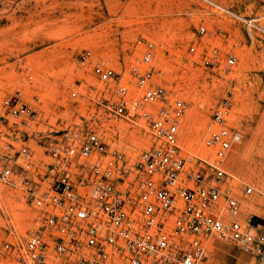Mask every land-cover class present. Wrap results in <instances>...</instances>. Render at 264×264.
Here are the masks:
<instances>
[{"label": "built area", "instance_id": "built-area-1", "mask_svg": "<svg viewBox=\"0 0 264 264\" xmlns=\"http://www.w3.org/2000/svg\"><path fill=\"white\" fill-rule=\"evenodd\" d=\"M195 1L249 38L264 39L261 18L212 0ZM205 34L200 26L198 37ZM189 52L195 53V46ZM203 58L215 71L235 66L233 56L217 49ZM77 60L102 85L99 117L124 123L146 144L138 153L114 149L94 120L43 132L37 130L39 113L20 92L1 98L0 126L37 142L41 153L36 157L23 145L0 154V190L17 194L35 213L27 237L4 229L0 264H205L217 244L236 249L249 264H264V195L242 183L239 191L238 179L225 169L241 142L228 123L232 106L226 102L212 110L203 142L208 153L188 158L180 147L186 106L159 81L150 46L127 79L94 63L89 51Z\"/></svg>", "mask_w": 264, "mask_h": 264}, {"label": "rangeland", "instance_id": "rangeland-1", "mask_svg": "<svg viewBox=\"0 0 264 264\" xmlns=\"http://www.w3.org/2000/svg\"><path fill=\"white\" fill-rule=\"evenodd\" d=\"M236 13L261 18L264 0H212ZM203 26L201 39L197 29ZM153 50L158 78L186 106L180 147L188 158L205 157L211 113L228 102L229 126L241 135L225 163L240 185L264 195V39L195 0H0V99L20 92L39 113L40 131H60L94 120L114 149L138 153L145 141L124 123L99 117L96 103L103 90L77 57L91 52L94 63L124 75L146 47ZM195 53L190 54V47ZM217 49L235 58L228 72L204 64ZM78 98L72 99L71 93ZM0 126V154L23 145L38 157L37 142ZM238 194V193H237ZM260 204L261 197H257ZM260 214V211H256ZM35 213L9 189L0 190V239L13 228L25 238L35 227ZM217 244L205 264H249L248 258Z\"/></svg>", "mask_w": 264, "mask_h": 264}, {"label": "crops", "instance_id": "crops-1", "mask_svg": "<svg viewBox=\"0 0 264 264\" xmlns=\"http://www.w3.org/2000/svg\"><path fill=\"white\" fill-rule=\"evenodd\" d=\"M227 248H228V249L231 248L230 250H233V249H234V248H232V247H227ZM235 251H236L238 254H240L239 251H237L236 249H235Z\"/></svg>", "mask_w": 264, "mask_h": 264}, {"label": "bare ground", "instance_id": "bare-ground-1", "mask_svg": "<svg viewBox=\"0 0 264 264\" xmlns=\"http://www.w3.org/2000/svg\"><path fill=\"white\" fill-rule=\"evenodd\" d=\"M204 150H205V149H204ZM183 152H184V151H183ZM205 152H206V154H205V155H207V153H208V152H207V150H205ZM184 154H185V153H184ZM185 155H186V154H185Z\"/></svg>", "mask_w": 264, "mask_h": 264}]
</instances>
